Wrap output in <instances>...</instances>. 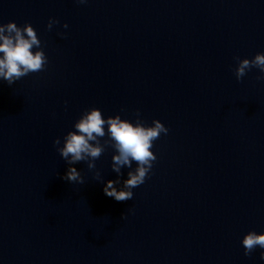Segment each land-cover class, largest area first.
I'll list each match as a JSON object with an SVG mask.
<instances>
[{"label":"clouds","instance_id":"obj_1","mask_svg":"<svg viewBox=\"0 0 264 264\" xmlns=\"http://www.w3.org/2000/svg\"><path fill=\"white\" fill-rule=\"evenodd\" d=\"M79 4H86L87 0H76ZM59 24V20L50 18L47 29ZM66 29L68 25L65 23ZM63 37L62 33H59ZM35 49V50H34ZM237 62L235 76L240 81L253 68L259 69L261 75L258 80H264V53H257L251 59L234 58ZM48 58L43 50L42 41L36 29L26 23L22 27L14 21L0 24V79L7 81L11 86L16 81L29 75L45 70ZM135 123L121 119L120 115L104 117L98 108L85 110L74 123L73 128L63 138V146L60 147V139L53 141L57 146L60 157L65 160L69 168L62 179L77 184H84V177L75 167L79 162H86L89 170L96 169L95 161L104 153L106 146L115 149L112 156V170L121 175V169H130L128 178L123 185L117 188L120 180H108L103 188L106 196L117 202L132 200V189L142 185L148 178L157 156L151 151L154 141L161 134L167 135L169 129L160 121L153 120L151 126H146L140 118L139 110L136 111ZM107 128V131H106ZM108 137L101 143V138ZM136 167L133 169L132 164ZM95 179L101 181L102 177L96 172ZM124 218L122 215L121 219ZM244 255H251L257 248L264 249V232L249 231L241 241ZM260 259L264 260V251L260 253Z\"/></svg>","mask_w":264,"mask_h":264}]
</instances>
